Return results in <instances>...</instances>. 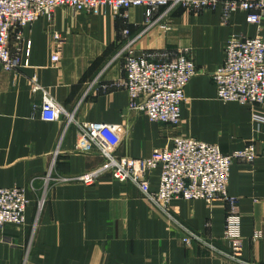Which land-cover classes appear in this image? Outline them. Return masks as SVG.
Masks as SVG:
<instances>
[{
  "label": "crops",
  "instance_id": "obj_1",
  "mask_svg": "<svg viewBox=\"0 0 264 264\" xmlns=\"http://www.w3.org/2000/svg\"><path fill=\"white\" fill-rule=\"evenodd\" d=\"M124 14L117 17L109 7L91 13L59 9L24 30L23 66L0 75V187L24 188L30 202L26 224L0 233V264H264V126L252 121L249 106L219 101L212 80L225 60L226 41L264 35V20L250 24L247 13L238 11L225 23L221 6L201 13L177 8L163 19L169 30L155 26L141 34L145 10ZM125 29L138 37V54L174 57L186 51L194 60L198 75L185 89L178 127L130 110L123 90L99 89L124 75L117 55ZM55 32L65 38L57 65L51 60ZM34 76L75 122L119 125L120 160L149 157L179 136L218 145L225 154L254 146L255 160L235 161L229 181L230 195L240 199L241 262L230 257L223 236L222 202L176 199L166 215L131 182L109 175L92 187L78 181L104 161L81 140L77 124L67 125L66 117L42 119L40 98L31 91ZM94 81L100 84L90 88ZM254 112L264 116V105ZM150 180L155 186L158 173ZM192 233L201 239L185 244Z\"/></svg>",
  "mask_w": 264,
  "mask_h": 264
},
{
  "label": "built area",
  "instance_id": "obj_2",
  "mask_svg": "<svg viewBox=\"0 0 264 264\" xmlns=\"http://www.w3.org/2000/svg\"><path fill=\"white\" fill-rule=\"evenodd\" d=\"M219 6L223 8L225 23L238 11L247 13L250 24H261L264 20V0H0V75L18 71L23 66L21 44L24 30L40 19H52L59 9L91 13L109 7L117 17H125V11L143 8L145 28L141 34H144L155 26L169 30L163 21H167L171 11L177 8L201 13ZM137 39L131 38L128 29L122 32L117 58L122 63L123 77L109 85L94 81L90 88L97 83L104 92L123 90L128 95L130 110L145 115L153 123L178 127L185 89L198 75L196 64L186 51L174 57L151 51L138 54ZM13 42H16V48L12 46ZM52 42L51 60L57 65L63 54L65 38L55 32ZM224 53L223 64L212 74L217 99L223 103L249 106L253 110L252 121L262 128L264 116L254 110L264 105V35L253 38L234 35L226 41ZM31 91L40 98L37 108L44 121L56 123L66 117L67 125L77 124L81 140L93 147L103 159L100 168L83 174L77 178L78 181L92 187L109 175L120 183L131 182L166 215H170L172 202L176 199L202 201L207 205L222 202L227 208L223 236L230 244V257L241 262L244 237L240 199L230 195L229 181L235 161L252 163L255 160L254 146L225 154L218 145L179 136L174 139L172 147L157 149L149 157L120 160L119 125L75 122L74 115L63 110L36 76L31 79ZM152 173H158L155 186L150 180ZM29 203L24 188L0 187V233L7 226L26 224ZM200 239L192 233L183 238V242L190 245Z\"/></svg>",
  "mask_w": 264,
  "mask_h": 264
},
{
  "label": "rangeland",
  "instance_id": "obj_3",
  "mask_svg": "<svg viewBox=\"0 0 264 264\" xmlns=\"http://www.w3.org/2000/svg\"><path fill=\"white\" fill-rule=\"evenodd\" d=\"M82 176V175H81Z\"/></svg>",
  "mask_w": 264,
  "mask_h": 264
}]
</instances>
